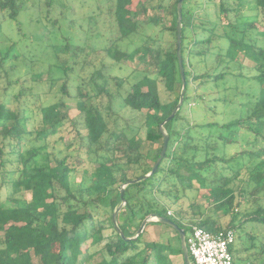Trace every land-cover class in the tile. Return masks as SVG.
<instances>
[{"label": "trees", "instance_id": "16d2710c", "mask_svg": "<svg viewBox=\"0 0 264 264\" xmlns=\"http://www.w3.org/2000/svg\"><path fill=\"white\" fill-rule=\"evenodd\" d=\"M178 1L149 0L151 7L162 11V14L147 21L158 26L166 18L169 19L167 29L175 37V47L170 44L167 49H162L144 44L129 54L113 43L105 50L111 58H115L119 52L125 58L140 52L144 57L149 56L143 75L131 83L124 95H120L126 106L143 115L145 139L137 133L129 136L124 127L111 125L114 95L109 90L113 76L108 63L102 60L90 72L84 84L76 86V105L79 119L86 130L88 152L92 151L93 145L98 146L97 152L103 150L102 164L111 175L110 179L104 180L97 177V170L94 171L90 176L91 184L86 188L87 195L82 193L83 187L78 194L75 188L74 177L84 164L82 158L70 161L65 156L55 160L53 166L33 164L38 155L35 149L28 159L24 156L26 138L34 133L43 135L45 139L56 134L64 125L66 114L40 105V118L37 126L31 129L26 111L11 109L4 101L0 102V264H88L97 254L103 255L99 264H174L172 256L183 257L179 233L169 225L152 221L137 239H125L113 224V212L121 204L122 185L151 172L164 142L160 126L180 100L183 82L177 55ZM132 3L133 0H115V19L119 29L117 40L130 38L140 28L137 12L129 8ZM192 3V0L183 3L182 53L187 82L184 103L175 117L164 126L169 134V143L158 169L145 180L125 188V205L118 214V223L127 238L135 237L143 220L151 214L170 218L188 231L184 212L169 215L168 207L161 202L178 200L182 194L190 195L194 182L199 184V188L212 189V213L218 216L219 213L223 216L232 214L234 218V209L240 203H236L237 196L230 184L246 169L244 182L252 185L256 195L262 196H257L256 209L247 212L239 225L231 222L226 228L245 231L246 224L257 227L259 232L249 234L251 246L244 250L254 249V240L260 238V251L256 253L264 256V146L257 147L258 137L264 136V0H220L217 11L223 13L226 22L218 21L215 14L203 7L195 9ZM20 7L17 0H0V10L7 11L11 19H17ZM190 29L194 30L195 37L189 45ZM221 39L227 47L225 51H215L214 41ZM63 51L70 56H78L76 47L66 45ZM231 51L241 53L243 60L249 61V64L245 66L243 61L233 58ZM7 56L10 54L7 53ZM144 57L141 56L140 60L144 61ZM192 57L199 60L194 63ZM211 57L218 65L208 71H200L198 63L207 62ZM63 67L66 73L69 67L73 68L65 60ZM150 77L162 81L172 93L180 84V94L164 102L158 92L142 88ZM229 77L235 79L238 89V83L243 86L249 84L245 88V96L240 101H234L227 95L218 96L216 100L229 104L236 111L239 109V115L227 122L208 121L191 125V120L181 111L184 106L188 109L193 101L199 102L204 98V95L194 97V85L195 89H205L209 83L220 87ZM55 79L52 77L50 82ZM62 91L68 92L66 83L62 85ZM105 96H109L107 105L99 101L100 97ZM58 105L63 107L64 101L60 100ZM204 129L207 133L201 135ZM145 140L156 148L143 152ZM228 145L236 147L234 154L226 153ZM6 148L9 151L5 152ZM148 151L153 153L151 163H148ZM189 151L191 156L187 155ZM201 151H204V159L197 160ZM8 154L16 156L17 166L12 170L6 166L13 161L6 158ZM219 162L225 164L221 168L232 170L233 176L222 174L216 183L210 184L207 172H215ZM232 163L237 166L234 167ZM122 164L127 167H121ZM3 185L11 190L9 197L15 204L13 207L3 204ZM190 200H193L191 195ZM190 206L195 215L200 213V207L194 201ZM100 208L109 213L108 219L115 234L98 252H90V247L104 242V230L109 223L107 219L97 217ZM193 224L213 232L224 229L217 227L213 216L201 218ZM149 226L171 228L176 234L177 244L173 243L172 237H165L164 233L157 239L149 238ZM241 250V244L236 240L232 247L234 264L235 256ZM82 256L84 259L80 262ZM183 264H186L184 258ZM250 264L255 263L251 261Z\"/></svg>", "mask_w": 264, "mask_h": 264}, {"label": "rangeland", "instance_id": "374dc122", "mask_svg": "<svg viewBox=\"0 0 264 264\" xmlns=\"http://www.w3.org/2000/svg\"><path fill=\"white\" fill-rule=\"evenodd\" d=\"M20 4V11L17 19H11L7 11L0 10V102L4 101L11 109L26 111L29 119V127L31 129L37 126L40 118L39 106H50L55 111L66 114L64 125L59 132L44 138L43 135L36 133L28 136L25 140L24 156L29 158L32 151H38L33 164H50L55 165L57 159L68 157L70 161L80 157L84 160V164L76 173L75 188L77 194L82 189V193L87 195L86 188L91 184V175L94 171H98L97 177L108 180L111 175L107 171L105 165L102 164L104 151L97 152V145L92 146V151L88 152L87 138L85 136L83 122L79 119V110L76 102V86L84 84V80L89 78L90 72L103 60L110 65L109 72L113 76L109 84V90L112 97V112L110 113L111 125L124 127L125 132L131 136L138 134L142 138L146 137V130L143 124V115L131 110L122 101V94L126 93L131 83L138 80L146 69L148 57H144L142 52L132 57H122L119 52L115 58H111L106 54V47L110 44L118 45L120 50L131 54L135 48L142 45L160 46L167 49L170 44L175 47V37L167 29L170 26V20L165 21L158 26L149 24L148 18L161 15L162 11L153 9L149 0H133L129 6L131 10L137 12V19L140 22V28L136 34L128 39L117 40L119 29L115 19V0H17ZM195 9L203 7L211 14L218 17V21L226 22L223 13L218 12L220 0H192ZM193 29L188 31L187 44L192 43L195 35ZM199 33L200 30L197 29ZM198 33L196 35H198ZM215 51H225L227 44L224 40L214 41ZM66 45L76 47L78 56H70L63 50ZM84 49V51H80ZM7 53L10 56H7ZM231 56L243 61L247 66L249 61L243 60V55L238 52L231 51ZM5 56V60L3 57ZM7 56V57H6ZM144 57V61L140 57ZM193 58V62L199 58ZM68 62L67 73L63 67V61ZM77 61V62H75ZM86 61V63L84 62ZM218 63L211 57L207 62L198 63L200 71H208L212 67H216ZM193 69V66H190ZM219 68V67H218ZM139 69H141L139 71ZM54 77V82L50 79ZM225 84L220 87L212 83L208 84L205 89H195L194 97L204 95L203 99L193 101L188 109L183 107L184 113L190 119L191 125L194 123L217 121L227 122L235 119L239 115V109L234 110L229 104L223 101H217L218 96L227 95L234 101L242 100L245 96V88L249 84L243 86L238 83L240 88H236L237 82L233 77H229ZM10 81L12 83H10ZM67 85L68 92L62 91V85ZM143 89L153 90L159 93L164 102L176 98L180 94V84H177L175 91L169 92L163 82L154 77H150L147 84L142 86ZM241 91V92H240ZM121 95V96H120ZM64 101V106L60 107L58 102ZM103 101L105 105L109 102V96L100 97L99 101ZM186 126V125H185ZM193 133V129H192ZM207 130L201 133L206 135ZM198 134V133H196ZM2 137L0 136V142ZM258 146H264V136L258 137ZM1 145V143H0ZM193 146V145H192ZM156 148L149 141L145 140L143 152L148 149ZM9 151V148L5 149ZM228 155L234 154L236 147L228 145L226 147ZM181 151L179 150V153ZM220 154V153H219ZM191 156V151L188 152ZM204 151L199 153L197 160L204 159ZM147 157L152 162L153 153L148 151ZM13 161L7 163V169L12 170L16 165V156L6 155ZM215 172H207L210 184L216 183L218 177L222 174L233 176V171L228 168H221L223 162H219ZM236 167V163H232ZM20 164H18L19 166ZM121 167H127L122 164ZM141 172L140 170L138 171ZM133 175V173H131ZM194 179L195 176L190 174ZM247 176V170L243 169L238 178H235L230 184L234 189L237 200L233 215L218 216L212 213V189L199 188V184L194 182V189L191 191L193 200L190 195H181L178 200H166L161 202L165 204L174 214L184 212V222H198L201 218L213 216L217 221V227L226 228L231 225H239L245 218L247 212L256 209L257 196L252 190V185L248 186L244 182ZM1 180V177H0ZM11 190L7 185H3L1 189L3 204L6 207H13L15 204L10 200ZM29 197V194H26ZM163 200V198H161ZM200 207V213H194L191 203ZM109 213L100 208L97 214L98 218L108 220V227L104 230L105 240L99 245L90 247V252H98L103 244L108 241L114 234L109 221ZM245 231L237 230V241L241 244L242 250L238 256H235V264H264V256H260V238L254 240L256 247L250 248L249 251L244 250L245 247L251 246L249 239L250 233L257 234L259 230L252 224H246ZM262 230V229H261ZM263 231V230H262ZM148 237L157 239L161 233L165 237L173 238V243L177 244L175 232L168 227L149 226ZM244 246V247H243ZM84 249V247H83ZM103 255L97 254L88 264H99ZM83 261L84 256L80 258ZM174 264H183L182 256H172Z\"/></svg>", "mask_w": 264, "mask_h": 264}, {"label": "water", "instance_id": "95a60500", "mask_svg": "<svg viewBox=\"0 0 264 264\" xmlns=\"http://www.w3.org/2000/svg\"><path fill=\"white\" fill-rule=\"evenodd\" d=\"M184 1L185 0H179L178 1V23H177V55H178V60H179V65H180L182 82H183L180 100H179L178 105L175 107V109L171 113V115L160 126L162 132L164 133V142H163V147H162L160 156L158 157L157 161L155 162L151 172L148 174H145L143 176H140L138 178L129 180L124 185H122V188H121V204L113 212V224H114L115 228L117 229V231L125 239H137L143 233L146 225L152 221H159L163 224L171 226L172 228H174L179 233L180 240H181V247H182V251H183V258H184L185 263L186 264H192L191 257L189 254V250H188V246L186 244V239H185L186 231L184 228H182L179 224H177L176 222H174L170 218L158 217L155 214H151V215L147 216L143 220V222H142V224H141V226L137 232V235L133 238L125 237V234L122 231V229L120 228L119 223H118V214L125 205V197H124L125 188L129 184H133V183H137V182H140L142 180H145L146 178L153 175L155 173V171L158 169L159 165L161 164V162L163 161V159L166 155V152L168 149V143H169V134L165 131L164 126L166 123H168L169 121H171L175 117V115L178 113V111L181 109V107L184 103V97H185L186 85H187L185 68H184V63H183V53H182V47H183V23H182V19H183V3H184Z\"/></svg>", "mask_w": 264, "mask_h": 264}, {"label": "built area", "instance_id": "2783aa9c", "mask_svg": "<svg viewBox=\"0 0 264 264\" xmlns=\"http://www.w3.org/2000/svg\"><path fill=\"white\" fill-rule=\"evenodd\" d=\"M169 215H174L168 209ZM188 226L185 239L192 264H234L232 247L237 240L235 228L213 232L193 223Z\"/></svg>", "mask_w": 264, "mask_h": 264}]
</instances>
